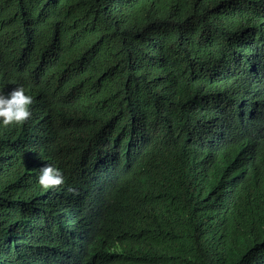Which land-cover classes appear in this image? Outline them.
Here are the masks:
<instances>
[{"label":"trees","instance_id":"1","mask_svg":"<svg viewBox=\"0 0 264 264\" xmlns=\"http://www.w3.org/2000/svg\"><path fill=\"white\" fill-rule=\"evenodd\" d=\"M0 59V264H264V0H0Z\"/></svg>","mask_w":264,"mask_h":264},{"label":"clouds","instance_id":"2","mask_svg":"<svg viewBox=\"0 0 264 264\" xmlns=\"http://www.w3.org/2000/svg\"><path fill=\"white\" fill-rule=\"evenodd\" d=\"M8 82H10V80L6 79V83ZM4 91H6L7 93H5ZM4 91L0 89V127L21 124L28 121L29 119L31 120V118L33 117V104L37 102V98L34 95L32 96V94L26 92L23 85H17V87L14 89L12 85L10 87H7V90ZM250 148V152L254 154L256 149L259 148V146ZM248 163L250 164V160H248ZM38 183L44 189L58 188L59 186L65 183V176L63 170L55 166L54 164H45L41 167L39 171ZM97 183H102V180L99 179ZM252 189L253 186L250 187V189L246 190V192H244V189L237 190L233 194V196L242 193V196L238 195L236 197L244 198V195L250 194ZM117 213L121 217L122 215H125L120 207L117 208ZM135 222L136 223H132V221L130 220L131 226L137 228L139 226V223L138 221ZM262 255L264 256V249Z\"/></svg>","mask_w":264,"mask_h":264}]
</instances>
